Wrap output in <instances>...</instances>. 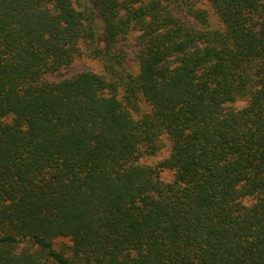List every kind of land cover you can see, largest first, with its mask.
I'll return each instance as SVG.
<instances>
[{
	"label": "trees",
	"instance_id": "obj_1",
	"mask_svg": "<svg viewBox=\"0 0 264 264\" xmlns=\"http://www.w3.org/2000/svg\"><path fill=\"white\" fill-rule=\"evenodd\" d=\"M208 1L0 0V264H264V0Z\"/></svg>",
	"mask_w": 264,
	"mask_h": 264
},
{
	"label": "rangeland",
	"instance_id": "obj_2",
	"mask_svg": "<svg viewBox=\"0 0 264 264\" xmlns=\"http://www.w3.org/2000/svg\"><path fill=\"white\" fill-rule=\"evenodd\" d=\"M190 4L193 6L194 10L203 11V16L205 17V22L203 24L206 28H217L220 26V21L213 11L208 0H189ZM97 36L101 34V29L97 28ZM132 33H129L128 39L125 45L118 51L119 56H121L123 75L124 76H135L139 71V61L137 57V48L133 41L130 40ZM100 39V38H99ZM99 39L96 41V45L99 48L102 44L99 43ZM84 55L77 57L68 67L61 68L55 72H49L44 75L45 79L57 80L63 77L71 76L82 70H90L97 73L106 75L107 78L110 77L111 72L107 71L106 61L101 57L100 53L94 48L95 45H84ZM117 97L125 103L131 110L135 118H139L151 112V105L142 97L137 94L135 97V104L128 100L126 97V91L124 84L120 81V86L118 87ZM245 97L240 100L237 105H243L245 102ZM158 146L159 148L154 151V153L143 152L139 158L141 162L155 164L160 159L165 158L170 150V139L167 134L159 133ZM161 177L164 180H170L173 177L172 170L166 169L161 171ZM53 245L55 248L62 250L66 255H71L69 241L67 238H56L53 240ZM52 264V263H50Z\"/></svg>",
	"mask_w": 264,
	"mask_h": 264
}]
</instances>
